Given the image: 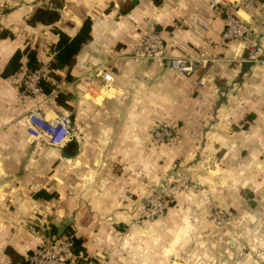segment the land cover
Returning <instances> with one entry per match:
<instances>
[{"label": "crops", "instance_id": "crops-1", "mask_svg": "<svg viewBox=\"0 0 264 264\" xmlns=\"http://www.w3.org/2000/svg\"><path fill=\"white\" fill-rule=\"evenodd\" d=\"M52 1L0 0V264L24 263L66 222L92 264H264V0H137L126 14L121 0H63L54 25L29 22ZM231 3L257 62L245 60V41L221 43ZM87 16L91 37L49 94L22 91L25 53L2 76L16 50L34 49L48 66L55 29L73 36ZM148 22L168 55L214 60L185 75L137 58ZM98 69L112 76L105 91ZM35 103L46 118L67 113L79 136L29 143L24 114ZM164 122L174 137L156 145L151 133ZM177 171L194 185L174 191L162 217L134 223L143 198ZM40 189L55 196L34 197ZM211 206L229 223L214 224Z\"/></svg>", "mask_w": 264, "mask_h": 264}, {"label": "built area", "instance_id": "built-area-1", "mask_svg": "<svg viewBox=\"0 0 264 264\" xmlns=\"http://www.w3.org/2000/svg\"><path fill=\"white\" fill-rule=\"evenodd\" d=\"M212 4H219L221 0H211ZM224 29L222 31L221 43L229 40L245 41L247 62H257L258 48L255 43L249 40L251 30L247 22L243 21L234 11L231 3L224 8ZM203 29H208L198 21ZM136 57L149 59L157 63H167L168 68L181 74L189 75L197 71L207 62L214 60L208 57L204 51H198L187 57L171 56L165 51L162 37L157 31L153 22H148L144 34L140 40L139 50ZM47 66H39L36 69L28 70L22 80V91L28 96H38L42 93L41 82L45 79L52 80L49 76ZM97 74L103 80L102 89H109L112 76L108 71L98 69ZM199 84H202L200 81ZM25 131L28 139L35 143H46L50 146H62L79 136L78 129L73 125L71 117L65 114H58L56 117L46 118L41 111L40 103H35L26 108L24 114ZM174 127L169 123H161L152 131V140L156 145L166 144L174 137ZM194 183L182 172H175L170 175L165 183L153 189L142 200L139 210L133 215L134 223L141 225L147 221L162 217L169 209L174 191H186ZM210 220L216 225H226L229 217L226 212L217 206L209 209ZM20 264H92L88 261H79L72 250V241L68 236L62 235L46 236L36 246L24 263Z\"/></svg>", "mask_w": 264, "mask_h": 264}, {"label": "trees", "instance_id": "trees-1", "mask_svg": "<svg viewBox=\"0 0 264 264\" xmlns=\"http://www.w3.org/2000/svg\"><path fill=\"white\" fill-rule=\"evenodd\" d=\"M62 1V0H61ZM61 1H52L53 7L48 6H38L32 12L29 22L30 23H41L44 25H54L56 21L60 18L59 8L61 7ZM137 4V0H121L119 4V13L126 14L130 10L134 8ZM91 24L92 20L89 16L84 18L81 26L77 30V32L70 36L66 34L64 31L60 29H55V33L58 34V39L56 43L53 45V56L52 59L48 63L49 76L53 78H58L56 74L57 70H61L65 67H70L73 63L75 55L79 52L82 45L90 39L91 37ZM4 32H0V36H3ZM25 53L27 62L26 67L28 70H33L39 67L41 64L37 60L36 51L34 49L26 48L25 51L16 50L14 54L8 60L3 72V77H9L20 68L21 66V58L22 54ZM68 75V74H67ZM67 78H71L69 75ZM53 84L48 79H45L41 82L42 92L45 94H49L52 91ZM62 94L57 95V102H60V97ZM55 196V193L47 192L45 189H40L34 193V197H43L44 199H48ZM50 236L56 237L55 228H51L49 231ZM63 235L68 236L72 241V250L77 256L79 261H82L83 250L81 247V240L72 235L68 230H66ZM84 261V260H83ZM14 264V263H12Z\"/></svg>", "mask_w": 264, "mask_h": 264}, {"label": "water", "instance_id": "water-1", "mask_svg": "<svg viewBox=\"0 0 264 264\" xmlns=\"http://www.w3.org/2000/svg\"><path fill=\"white\" fill-rule=\"evenodd\" d=\"M66 224H67V222L64 225L59 226L58 233H57L58 237H60L63 234V231H64V228H65Z\"/></svg>", "mask_w": 264, "mask_h": 264}, {"label": "rangeland", "instance_id": "rangeland-1", "mask_svg": "<svg viewBox=\"0 0 264 264\" xmlns=\"http://www.w3.org/2000/svg\"><path fill=\"white\" fill-rule=\"evenodd\" d=\"M59 1V0H58ZM61 1V0H60ZM63 1V0H62ZM26 137H27V135H26ZM27 139H28V137H27ZM28 141H29V143H31V144H35V142H31L29 139H28ZM50 146V145H49ZM53 147H55V146H53Z\"/></svg>", "mask_w": 264, "mask_h": 264}, {"label": "bare ground", "instance_id": "bare-ground-1", "mask_svg": "<svg viewBox=\"0 0 264 264\" xmlns=\"http://www.w3.org/2000/svg\"><path fill=\"white\" fill-rule=\"evenodd\" d=\"M102 91H105L104 89Z\"/></svg>", "mask_w": 264, "mask_h": 264}]
</instances>
